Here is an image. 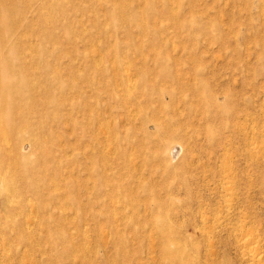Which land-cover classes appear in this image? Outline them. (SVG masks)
I'll list each match as a JSON object with an SVG mask.
<instances>
[{
    "label": "rangeland",
    "instance_id": "374dc122",
    "mask_svg": "<svg viewBox=\"0 0 264 264\" xmlns=\"http://www.w3.org/2000/svg\"><path fill=\"white\" fill-rule=\"evenodd\" d=\"M162 1L143 4L150 3L144 10L145 36L135 26L129 30L136 47L123 42L116 51L114 38H108L112 29L97 26L105 21L104 0H66L68 32L57 25L40 32L35 25L27 33L37 48L33 62L39 61L31 77L50 79L53 102H27L25 110L67 107L62 127L54 125L61 136L56 153L64 165L46 175L43 202L31 192H17L8 204L0 194V264H264V0H168L164 6ZM150 9L163 12L151 14ZM38 34L47 38L39 40ZM119 37L125 40L126 33ZM154 58L167 64L156 68L160 75L167 71L179 82L195 84L196 95L180 90L171 101L167 93L162 97L151 89L148 97L134 100L131 94L145 87L140 67L154 66ZM87 76L102 86L94 127L97 147L111 156V175L123 195L133 199L117 196L110 210L103 204L92 206L94 199L80 206L68 197L86 200L83 190L66 188L71 178L80 179L79 154L91 149L89 134L82 138V127L75 123H81L83 111L68 117L72 102L74 107L84 104L76 87L84 86L94 97ZM167 77H157L159 86L172 84ZM132 82L136 88H123ZM211 86L226 93L217 99L221 111L210 110ZM111 89H120V100L110 101ZM147 115L176 130L174 139L166 138L164 160H155L154 146L144 150L126 138L134 131L142 136ZM24 145L28 148V141ZM146 183L153 195L142 190ZM154 199L163 205L157 207ZM152 215L171 219L169 224H151ZM163 228L175 234L174 249L179 242L180 249L186 248L180 256L164 255L158 234Z\"/></svg>",
    "mask_w": 264,
    "mask_h": 264
},
{
    "label": "bare ground",
    "instance_id": "6f19581e",
    "mask_svg": "<svg viewBox=\"0 0 264 264\" xmlns=\"http://www.w3.org/2000/svg\"><path fill=\"white\" fill-rule=\"evenodd\" d=\"M145 1L146 0H104L103 6L105 21L98 20L99 22L97 23V26L103 31L105 30V26H109L112 29L111 36L108 38H114L116 51L120 48L119 45H123V42L134 47L138 45V41L136 42L134 40L132 33L129 31L133 28V26L138 28L140 35L143 37L145 36V31L147 29L146 26L148 25L145 21L147 14L144 10L147 3H149L147 2L143 7ZM167 2L168 0H163V6L167 5ZM65 5L66 0H0V194L5 196L8 204L12 202L15 195L14 193L17 192H31L43 202L45 197L44 195L46 194H44V189L47 187L45 178L46 175H49L51 169L56 171L61 170L64 165L62 157H59L56 153L57 145L61 136L56 134L57 130L54 125L58 128L62 127V115H65L64 110H66L67 107L63 108L58 105L53 108L47 106L46 109H32L31 111H26L25 107L27 102H31L35 105H42L45 102L44 99H47L49 103L53 102L51 97L52 84L50 79L44 78L43 80H40V78L44 75L35 76V78L31 77L32 72L39 69V66L37 65L39 61L37 63L33 62L35 61L34 52L37 48L29 42V38L26 39V35L29 31H35V25H39L40 32H42V29L52 27L55 29V25L60 26V29L63 31H70L69 24L65 20L67 18V9ZM153 10L154 14L161 11L158 9ZM153 12L151 14H153ZM99 16L100 15H98V17ZM120 32L126 33L125 40L119 37ZM38 35L41 37H38L39 40L47 38V35ZM14 56H17V58ZM153 62L154 66H148L145 64L140 67L142 68L140 75L143 77L141 82L145 87L141 88L138 86V94H131V97L134 98V100H137L140 95L147 96L148 91L151 89L158 92L162 97L165 93H167L171 101L177 97L180 90H193L196 95L197 90L195 84L185 83L183 81L179 82L176 80L174 74L170 75L167 71L161 73L162 79L169 75L168 77L172 79V84L164 83V85L159 86L157 77L160 76L161 78V75L156 71V68H164V65L167 64L162 60H157L156 58H154ZM105 68L99 67L98 69L104 72L106 71ZM53 69L56 72L60 70L58 67ZM69 74H71V77H78L79 75L74 71H69ZM152 75L154 76L151 77ZM87 77L86 85L94 91V97L89 95V91H87L84 86L76 87V91L84 104H82L81 107H74L72 102L71 109L68 110V117L71 116V118H74L72 115L75 112L83 111L84 114L82 115L81 123L77 120L75 123L76 125L80 124L82 127V132L80 131L81 134L83 133L82 138L86 139V135L89 134L87 141L88 145L91 146V149H89V154H86L88 153L86 148L83 150L84 152L79 154L80 157L77 160L80 179L75 180L71 178L66 182V188L72 190V192H76V189L79 187L80 190H83L84 195L87 196L86 200L82 199L80 202L77 195L74 194L71 198L68 197L70 201H73L80 206L82 203L85 206L84 202H90L94 199L92 206L97 205L100 207V205L103 204L107 210H110V203H112L113 199L117 196L123 195V190H119V186L115 181V174L113 176L111 175L114 164L111 156L107 157L104 153H100L97 147L99 138L95 135L94 127L97 124L99 115L98 112L100 103L98 100V91L102 88V86L100 82H98L95 78H92V76ZM136 84L137 83L133 85L126 84L122 87L126 88V90H131L137 87ZM103 88L107 89V86H103ZM119 90L120 89H118V91L111 89L107 92L110 101L114 98L116 100L121 99L119 98V95L122 96V94L119 93ZM209 90L210 94L207 100L210 110L221 111L220 109L223 105L221 104L222 102L220 103V100L217 99L220 98V95L226 93L218 94L212 86L211 88L209 87ZM90 97H92L94 102H90ZM159 99L161 100V98ZM190 100V96L187 95L184 97V101L187 104L191 102ZM46 103L45 105H47ZM157 119L159 118H150L147 115L142 122V136L139 138L137 133L134 131L133 134H128L126 138L128 143L136 144L144 150L148 147L152 148V146H154L156 148L154 152L155 160L158 158L164 160L163 153L165 150L169 149V143L167 140L175 138L174 134L176 130H173L167 121ZM90 123L92 124V130L89 129ZM149 123L154 124L153 126L156 129V132H152L150 130ZM24 133H31L32 138H23ZM161 135L166 136L160 139ZM166 138L169 139L166 140ZM110 140V143H113L112 139ZM25 141H28V148L24 145ZM157 147H159V149H157ZM117 151L118 150H116V152ZM157 151L159 153H157ZM174 151H179V148ZM101 161L102 163H100ZM166 167L168 171L172 168L169 163H167ZM174 170L176 171V169ZM126 189L131 188L128 186ZM142 190L150 195H153L149 190L148 183L143 185ZM124 196L125 198L123 199L125 201L129 202L130 200H133L127 194L123 195V197ZM159 199H154L157 207H161L163 205L162 201ZM169 207L170 206H168V208ZM95 215L98 217L102 214L100 212ZM170 219L169 216L164 217L152 215L150 217V223L157 225L161 222L169 224ZM8 223H10V226L13 224L12 222ZM168 230V228H163L158 231L159 236L163 240L162 251L167 257L180 256L181 253H184L186 248L180 249L181 243L177 241V243L179 242L178 244L180 248L177 247L174 249L173 246L176 239L175 234L170 233L172 231ZM176 261L179 262V260Z\"/></svg>",
    "mask_w": 264,
    "mask_h": 264
}]
</instances>
